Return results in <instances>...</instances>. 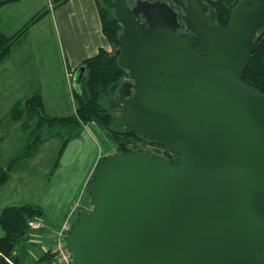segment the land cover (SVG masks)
Listing matches in <instances>:
<instances>
[{
    "label": "water",
    "instance_id": "obj_1",
    "mask_svg": "<svg viewBox=\"0 0 264 264\" xmlns=\"http://www.w3.org/2000/svg\"><path fill=\"white\" fill-rule=\"evenodd\" d=\"M172 1L196 38L176 32L163 1L114 0L113 13L129 72L118 124L176 156L130 151L97 166L93 209L65 238L77 264L264 263V93L242 80L264 0H238L224 26L202 0Z\"/></svg>",
    "mask_w": 264,
    "mask_h": 264
},
{
    "label": "trees",
    "instance_id": "obj_2",
    "mask_svg": "<svg viewBox=\"0 0 264 264\" xmlns=\"http://www.w3.org/2000/svg\"><path fill=\"white\" fill-rule=\"evenodd\" d=\"M16 1L18 0H0V7ZM56 1L54 5H59L65 0ZM202 1L208 3L210 9L215 13V24L224 26L229 20L232 6L238 0ZM95 2L101 20L102 32L111 49L108 51L100 48L81 63L80 66H84V73L80 83L72 88L75 101L73 113L60 116L48 115L44 109L39 88H36L26 99L16 101L8 108L6 118L0 119V133L3 135L10 133L7 131V126H15L19 132L20 147L5 165H0V186L9 180L15 165L22 160L33 157L42 143L59 136L62 138V149H64L71 140L81 135L85 125L90 122L97 123L107 132L108 136L115 142L118 151L116 154L143 151L142 146L149 145L153 152L145 151L146 153L164 159L171 157L172 151L166 147L151 140L140 139L135 132L118 124L119 111L116 106L113 107L109 103L116 96L118 86L129 78L128 70L118 63V57L121 53L119 36L123 28L113 13L114 0H95ZM47 11V9H42L36 12L10 36L0 31V64L10 56L12 47L17 44L18 40ZM261 31L264 32V29ZM77 69L75 70L77 71ZM242 80L247 85L264 93V35H262L257 48L250 55ZM72 81L73 84L77 82L76 78ZM3 135H0V144ZM111 156L102 158L97 166ZM91 179L92 177L88 181V187ZM87 192L90 203H92L89 188ZM90 212V210L82 211L72 223L88 216ZM43 217V211L38 205L23 204L2 208L0 211V230L2 231V236H0V264H10L9 261L13 264H39L52 257L49 248L39 254L37 253L36 256L32 254V251L41 248L32 241L30 236H32L33 231H39L41 228L32 230L28 223L31 220L41 221L40 219Z\"/></svg>",
    "mask_w": 264,
    "mask_h": 264
},
{
    "label": "rangeland",
    "instance_id": "obj_3",
    "mask_svg": "<svg viewBox=\"0 0 264 264\" xmlns=\"http://www.w3.org/2000/svg\"><path fill=\"white\" fill-rule=\"evenodd\" d=\"M55 1L48 0L46 3L48 10L53 7ZM135 1L126 0V3L129 6H133ZM37 44V47L41 49L40 44H42V41L37 42ZM11 57L15 62L18 61V57L20 58L18 64H16L17 68L14 75L16 83H12L11 77L7 72L4 76L2 87L0 86V119L6 118L8 108L14 102L18 101V99L24 100L29 97V94L25 92L18 94V65L22 63L28 64L29 59L33 60L35 58L31 42L24 40L20 48L18 46L14 48ZM49 58L50 55L45 53V59L49 60ZM19 68L21 72L24 69V67ZM75 69L73 72H76ZM72 74V72L68 74L69 81L67 85L65 84V89L67 101L75 109L72 89L74 75L72 79ZM117 94L109 103L113 107L116 106V108H118ZM118 114H120V111ZM7 131L10 133H4V135L0 133V135H3L0 144V165H5L20 147L17 128L15 126H7ZM142 147L144 152H153L151 150L152 147L149 145ZM116 149L115 142L108 136L107 132L97 123L91 122L87 129L82 131L79 139H73L64 149H62V138L58 136L42 143L33 157L22 160L15 165L11 177L4 184V188H0V200L6 198V204H10V202L18 205L33 204L38 205L42 209L44 217L40 219L41 229L33 231L32 234L35 235L30 236L31 239H35L34 242L41 248H34L35 251H32L34 256L44 250L42 245H51L55 232L68 216L73 222L82 211H91L93 209V204L90 203L87 192L89 188L87 186L88 181L93 176L92 174L99 161L106 156L116 155L118 152ZM95 159L97 160L92 166ZM90 170L92 171L91 175L89 174ZM73 207L76 209L72 211ZM1 210L2 208H0ZM0 233L2 234L1 230ZM38 250L39 252H37Z\"/></svg>",
    "mask_w": 264,
    "mask_h": 264
},
{
    "label": "crops",
    "instance_id": "obj_4",
    "mask_svg": "<svg viewBox=\"0 0 264 264\" xmlns=\"http://www.w3.org/2000/svg\"><path fill=\"white\" fill-rule=\"evenodd\" d=\"M47 2L48 0H18L3 5L0 7V31L7 36L14 34L36 12L42 9L48 10L46 7ZM24 40L31 42L35 58L33 60L29 59L28 64L18 65V94L25 92L30 96L36 88H39L47 114L60 116L73 113L74 106L69 105L65 89V84L67 85L69 81L68 74L72 72L73 79L75 74L73 70L77 69L86 58L95 54L100 48L108 51L111 49L107 38L102 32L95 0H65L59 5H53L18 40L17 44L12 47L9 58L0 65L1 87L7 72L12 83H16L14 75L17 68L16 64H18L20 58L18 57V61L15 62L11 59V56L14 48L17 46L20 48ZM41 41V49H39L37 47L39 43L37 44V42ZM45 53L50 55L49 60L45 59ZM19 67H24L22 72ZM90 124H86L87 126L83 131ZM79 137L74 140H78ZM97 159L93 161L92 166ZM4 184L0 188H4ZM5 201L6 198L0 200V208L18 205L14 202L6 204ZM0 236H2L1 233ZM32 241H35V239ZM42 246L46 250L51 245Z\"/></svg>",
    "mask_w": 264,
    "mask_h": 264
},
{
    "label": "built area",
    "instance_id": "obj_5",
    "mask_svg": "<svg viewBox=\"0 0 264 264\" xmlns=\"http://www.w3.org/2000/svg\"><path fill=\"white\" fill-rule=\"evenodd\" d=\"M74 209L76 208L73 207L72 211ZM72 224L73 223L69 216L62 222L59 229L55 232L54 239L52 240L53 242L49 248L52 257L49 260L43 261L39 264H77L73 260L69 250L65 245V238ZM28 225L32 230H37L40 229L41 222L37 220H31L29 221ZM13 253H15V251H13ZM9 262L10 264H13L11 261Z\"/></svg>",
    "mask_w": 264,
    "mask_h": 264
},
{
    "label": "flooded vegetation",
    "instance_id": "obj_6",
    "mask_svg": "<svg viewBox=\"0 0 264 264\" xmlns=\"http://www.w3.org/2000/svg\"><path fill=\"white\" fill-rule=\"evenodd\" d=\"M159 1H163V2H166L169 6H171L173 8V10L177 13V17H178V23L179 25L177 26L176 28V32L179 34V35H185V36H189V37H192V38H196L192 33H190L184 26V24L182 23L181 21V15L183 14V9L181 8L180 5H178L177 3H174L172 0H159ZM183 2L185 0H182ZM131 7V6H130ZM141 19V22H144V19L143 18H140ZM118 109V108H117ZM176 154L173 152H171V157H175Z\"/></svg>",
    "mask_w": 264,
    "mask_h": 264
}]
</instances>
